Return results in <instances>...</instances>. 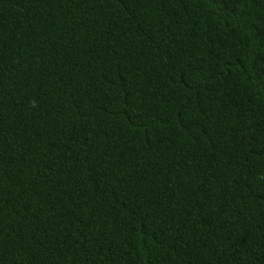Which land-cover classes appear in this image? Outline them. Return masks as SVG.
<instances>
[{
  "label": "trees",
  "instance_id": "16d2710c",
  "mask_svg": "<svg viewBox=\"0 0 264 264\" xmlns=\"http://www.w3.org/2000/svg\"><path fill=\"white\" fill-rule=\"evenodd\" d=\"M0 264H264V0H0Z\"/></svg>",
  "mask_w": 264,
  "mask_h": 264
}]
</instances>
